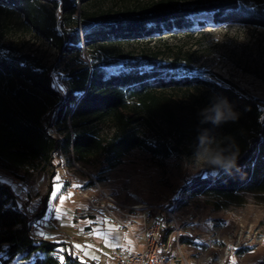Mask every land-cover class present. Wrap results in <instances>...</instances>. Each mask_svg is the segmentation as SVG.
Instances as JSON below:
<instances>
[{
    "label": "trees",
    "instance_id": "obj_1",
    "mask_svg": "<svg viewBox=\"0 0 264 264\" xmlns=\"http://www.w3.org/2000/svg\"><path fill=\"white\" fill-rule=\"evenodd\" d=\"M0 15L18 20L56 53L46 63L0 36V169L16 178L45 171L52 181L56 158L106 171L135 150L167 160L209 147L236 153L235 167L193 177L182 189L188 198L264 195V102L205 75L192 54L167 61L160 51L129 48L203 26L207 20L194 19L201 15L210 16V26L264 29V0H136L115 7L102 0H0ZM55 71L62 73L61 89ZM218 97L227 99L237 119L205 122L202 110ZM0 264H81L65 243L31 233L30 220L3 183Z\"/></svg>",
    "mask_w": 264,
    "mask_h": 264
},
{
    "label": "rangeland",
    "instance_id": "obj_2",
    "mask_svg": "<svg viewBox=\"0 0 264 264\" xmlns=\"http://www.w3.org/2000/svg\"><path fill=\"white\" fill-rule=\"evenodd\" d=\"M134 1L102 0V4L115 7ZM195 18L208 22L203 26L194 24L189 32L132 43L129 48L160 51V57L167 61L176 55L192 54L196 69L207 76L213 73L215 76L211 78L216 82L228 81L246 95L264 102V29L241 24L210 26L209 15ZM19 23L4 21L0 15L2 40L52 63L55 51L24 31ZM82 57L86 60L85 54ZM61 76L57 71L53 73L58 89L62 88ZM205 148L189 157L167 160L135 150L118 167L106 171L100 165L91 167L76 162L68 165L56 158L52 181L45 171L31 170L16 178L0 169V183L9 187L18 207L40 197L36 211L27 217L32 234L65 243L72 257L81 264L94 259L108 262L111 252L119 248L136 251L143 247L142 234L133 239L129 232L113 224L106 213L94 207L107 198L126 207H155L151 217L162 224V238L177 228L179 250L188 259L214 258L239 241L240 244L233 246L228 264H264V195L240 194L233 201H223L211 197L188 198L183 193V187L193 177L215 168L208 163ZM43 208V214L36 216ZM171 246L178 251L175 242Z\"/></svg>",
    "mask_w": 264,
    "mask_h": 264
},
{
    "label": "built area",
    "instance_id": "obj_3",
    "mask_svg": "<svg viewBox=\"0 0 264 264\" xmlns=\"http://www.w3.org/2000/svg\"><path fill=\"white\" fill-rule=\"evenodd\" d=\"M40 201V197H35L26 204L19 206L18 210L24 216L29 217L36 211ZM94 207L106 213L113 224L129 232L133 239L142 234L144 244L141 249L136 251L120 248L113 250L108 262L92 260L83 264H228L229 257L233 253V246L240 244L237 241L235 245L226 247L214 258L208 256L188 259L179 250L180 238L177 228L170 235L168 234L165 239L162 238V224L151 217L152 212L156 210L155 207H126L112 198H107V201L95 204ZM173 236L174 238H171ZM171 242H175L178 251L172 248Z\"/></svg>",
    "mask_w": 264,
    "mask_h": 264
},
{
    "label": "clouds",
    "instance_id": "obj_4",
    "mask_svg": "<svg viewBox=\"0 0 264 264\" xmlns=\"http://www.w3.org/2000/svg\"><path fill=\"white\" fill-rule=\"evenodd\" d=\"M204 115L205 122H211L213 125L219 126L229 121L237 119V113L233 110L231 104L226 98H215L210 108L204 109L201 112ZM201 144L206 141L205 137H201ZM204 151L208 153V163L223 171H229L236 164V153L226 155L225 150L210 151L205 148Z\"/></svg>",
    "mask_w": 264,
    "mask_h": 264
},
{
    "label": "crops",
    "instance_id": "obj_5",
    "mask_svg": "<svg viewBox=\"0 0 264 264\" xmlns=\"http://www.w3.org/2000/svg\"><path fill=\"white\" fill-rule=\"evenodd\" d=\"M94 260H96V259H94Z\"/></svg>",
    "mask_w": 264,
    "mask_h": 264
},
{
    "label": "snow or ice",
    "instance_id": "obj_6",
    "mask_svg": "<svg viewBox=\"0 0 264 264\" xmlns=\"http://www.w3.org/2000/svg\"><path fill=\"white\" fill-rule=\"evenodd\" d=\"M77 247H79V246H77Z\"/></svg>",
    "mask_w": 264,
    "mask_h": 264
}]
</instances>
